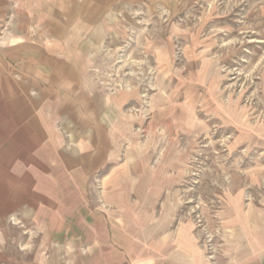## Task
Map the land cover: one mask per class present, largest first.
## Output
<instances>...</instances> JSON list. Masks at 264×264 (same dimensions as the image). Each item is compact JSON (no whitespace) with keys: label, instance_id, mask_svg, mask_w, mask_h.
I'll return each instance as SVG.
<instances>
[{"label":"rangeland","instance_id":"obj_1","mask_svg":"<svg viewBox=\"0 0 264 264\" xmlns=\"http://www.w3.org/2000/svg\"><path fill=\"white\" fill-rule=\"evenodd\" d=\"M146 4L99 79L133 96L118 187L146 195L114 264H237L264 249V0Z\"/></svg>","mask_w":264,"mask_h":264},{"label":"crops","instance_id":"obj_2","mask_svg":"<svg viewBox=\"0 0 264 264\" xmlns=\"http://www.w3.org/2000/svg\"><path fill=\"white\" fill-rule=\"evenodd\" d=\"M155 2L0 0V264H114L115 242L146 231V195L118 187L137 181L117 160L133 96L99 79Z\"/></svg>","mask_w":264,"mask_h":264},{"label":"built area","instance_id":"obj_3","mask_svg":"<svg viewBox=\"0 0 264 264\" xmlns=\"http://www.w3.org/2000/svg\"><path fill=\"white\" fill-rule=\"evenodd\" d=\"M107 88L110 94H114L117 91V86L114 84L113 78H110V80H108Z\"/></svg>","mask_w":264,"mask_h":264}]
</instances>
